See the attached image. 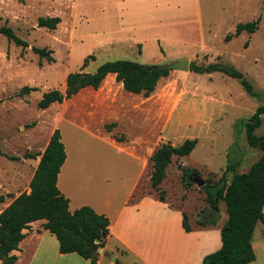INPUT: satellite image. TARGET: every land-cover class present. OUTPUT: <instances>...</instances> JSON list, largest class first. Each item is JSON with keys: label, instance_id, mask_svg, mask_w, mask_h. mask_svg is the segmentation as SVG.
Returning <instances> with one entry per match:
<instances>
[{"label": "rangeland", "instance_id": "obj_1", "mask_svg": "<svg viewBox=\"0 0 264 264\" xmlns=\"http://www.w3.org/2000/svg\"><path fill=\"white\" fill-rule=\"evenodd\" d=\"M168 3L173 8L169 16H173L174 23L164 33H173L182 45L176 48L200 53L190 58V63H223L241 71L251 83L253 95L246 92L238 79L220 71L170 70L149 96L123 90L110 77L96 90L86 88L69 100L38 108L37 102L45 91H64L66 75L81 70L89 54L95 57L82 71L93 72L108 60L142 62L143 58L129 54L111 56L112 53L95 47L94 42L102 33L93 37L85 18L73 21L79 29L73 37L66 20L60 19L55 29L39 25L41 17L65 15L66 8L69 13L70 0H0V26H10L28 43V47L22 48L0 34V212L16 196L30 191L29 182L40 155L32 158L28 154L41 153L56 128L66 151L59 184L71 195L72 206L101 199L104 191L122 199L135 186L141 162L124 150L125 143L136 145L138 155L148 161L136 193L141 190L159 195L149 182V158L153 151L161 143L178 145L185 139H197L190 154L172 158L160 185L165 201L173 210L181 209L182 204L183 212L191 215L190 221L200 212L209 211L201 186L194 182L191 186L184 184L183 167L193 168L204 180L215 182L222 176L229 180L232 171H247L259 159L261 151L246 142L243 120L264 105V0ZM196 16L200 22L195 20ZM253 20H258V24L252 33L243 31L225 40L237 23ZM32 46L52 50L54 61L39 57ZM159 48L161 60L146 64L174 62L165 55L161 44ZM23 86L36 89L19 95ZM107 133L120 142L119 147L108 143ZM255 133L264 138V114ZM107 179L108 184L103 183ZM220 206L218 223L226 218L223 201ZM258 238L260 244L254 247L257 258L251 264H264L261 222L254 231V239Z\"/></svg>", "mask_w": 264, "mask_h": 264}, {"label": "trees", "instance_id": "obj_2", "mask_svg": "<svg viewBox=\"0 0 264 264\" xmlns=\"http://www.w3.org/2000/svg\"><path fill=\"white\" fill-rule=\"evenodd\" d=\"M59 22V16L38 19L39 25L48 29H55ZM257 24L258 20L239 22L234 32L225 36V40H230L243 31L252 33L257 28ZM0 34L17 46L28 47L27 41L19 37L10 26H0ZM32 50L39 57L46 58L48 62L54 61L51 56L52 50L35 46H32ZM94 57L93 54L87 55L81 70L66 75L64 91L59 89L45 91L37 102L38 108H47L54 102L61 103L88 86L98 89L109 73L115 74V80L121 82L126 91L149 96L155 90L159 79L167 76L170 71L163 65L144 64L129 59L108 60L93 72L82 71V68ZM189 70L201 73L220 71L238 79L246 92L253 95L251 83L241 71L232 66L223 63H210L206 66L190 63ZM35 89V87L23 86L18 94L23 95ZM262 114H264V105H259L249 118L243 120L246 142L261 151L259 159L245 172L232 171L229 180L222 176L215 182L205 180V184L201 186L209 212L207 214L200 212L196 223L214 224L218 217L220 201L225 203L227 213V219L221 227V247L205 255L202 264H249L255 259L251 237L258 222L264 225V138L255 133L261 124ZM196 143V138L185 139L178 145L161 143L151 154L149 159L152 169L149 182L151 188L159 192L160 200H165L164 190L160 185L166 177L167 167L172 158L187 156ZM28 155L32 158L40 155L29 182L30 191L16 196L0 212L1 264L15 263L17 256L12 251L18 249L19 242L25 237L23 230L36 220H43L42 227L56 236L60 253L76 252L81 257L89 259L92 264H96L98 250L105 246L109 236L110 220L106 215L97 213L90 205H82L72 211L69 209V199L57 186L58 174L66 160L65 146L59 129L52 131L41 153ZM228 167L227 169L231 170ZM194 172L196 170L193 168H182L186 186L193 184L189 175ZM203 217L205 219H202ZM187 220V214L183 212L182 224L184 229L189 231L191 227ZM116 263L120 264L118 261Z\"/></svg>", "mask_w": 264, "mask_h": 264}, {"label": "crops", "instance_id": "obj_3", "mask_svg": "<svg viewBox=\"0 0 264 264\" xmlns=\"http://www.w3.org/2000/svg\"><path fill=\"white\" fill-rule=\"evenodd\" d=\"M67 9L66 14L59 17L61 22L66 20L71 26L70 36L79 34V29L74 27L73 21L85 18L92 27L93 37H97L96 33H102L95 40L94 46L112 53L111 56L129 54L134 58L141 56L143 59L140 63H158L162 57L160 44L166 51L165 55L167 53L174 61L182 58L190 61V58H196L200 54L195 50L187 52L176 48L182 45L178 44L173 33H164L167 28L172 29L174 23L173 16H169V11L173 8L169 6L168 0H70L69 13ZM195 20L200 22L198 16ZM167 48L171 50L167 52ZM110 77L125 90L122 83L115 80L114 73H109L101 85ZM86 88L92 87L83 89ZM86 127L89 128L87 124ZM105 139L113 147H119L120 142L110 134L107 133ZM125 145L127 147L124 150L141 162V170L136 177L135 186L122 199L114 197L110 191H104L105 196L101 199L93 198L92 201L72 206V197L60 186V173L58 174L57 186L69 199L71 211L82 205H90L97 213L106 215L110 220L109 236L105 246L101 248L102 252L98 254L96 264H117L116 261L120 264H202L205 255L221 247V227L227 219V213L222 223H218L221 219L218 212L214 224L198 225V215L194 216V221H190L191 215L185 212L191 227L186 231L182 224V204L179 211L173 210L172 206L165 200H160L156 193H145L141 190L136 193L148 167V161L138 155L136 145ZM108 182L107 179L103 183ZM43 222L33 221L23 230L25 237L19 242L18 249L12 251L17 256L13 264H92L89 259L76 252L60 253L56 236L42 227ZM259 242V238L254 239L253 232V249Z\"/></svg>", "mask_w": 264, "mask_h": 264}, {"label": "water", "instance_id": "obj_4", "mask_svg": "<svg viewBox=\"0 0 264 264\" xmlns=\"http://www.w3.org/2000/svg\"><path fill=\"white\" fill-rule=\"evenodd\" d=\"M189 64L190 61L187 58H182L179 60H176L170 64L163 65V67L169 69V70H180V71H188L189 70ZM189 179L196 183L198 186H202L205 184V180L201 178L198 173L194 172L190 175ZM101 250V248L99 249Z\"/></svg>", "mask_w": 264, "mask_h": 264}]
</instances>
